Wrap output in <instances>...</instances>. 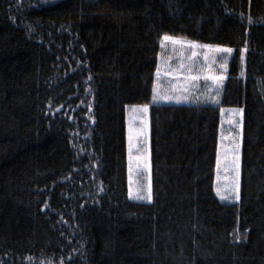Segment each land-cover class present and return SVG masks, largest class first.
Returning a JSON list of instances; mask_svg holds the SVG:
<instances>
[{"label": "trees", "instance_id": "1", "mask_svg": "<svg viewBox=\"0 0 264 264\" xmlns=\"http://www.w3.org/2000/svg\"><path fill=\"white\" fill-rule=\"evenodd\" d=\"M166 35L232 49L211 99L153 100ZM131 104L148 202L129 196ZM222 106L243 113L233 202ZM0 264H264V0H0Z\"/></svg>", "mask_w": 264, "mask_h": 264}, {"label": "rangeland", "instance_id": "2", "mask_svg": "<svg viewBox=\"0 0 264 264\" xmlns=\"http://www.w3.org/2000/svg\"><path fill=\"white\" fill-rule=\"evenodd\" d=\"M57 0H44V2H54ZM181 38H175V40H169L166 42V47L164 51V60L160 62L158 73V79L162 75L177 76L178 83L183 89H178L171 86V88L178 90V95H183L187 92V85L194 74L198 77L200 82L201 71L189 72L185 69L178 68V70L173 71V69H167L168 65L174 63V67L180 66L175 61L168 62L166 57L171 54H205L210 58L206 66L209 67L208 71L211 76L222 77V73L213 71L212 67L218 68L220 71L222 67L225 66L226 56L225 52L220 50V45L216 44H199L196 42H183ZM199 44L202 46H197ZM203 45H209L211 47L205 48ZM219 46V48H217ZM223 56V57H222ZM181 64V63H180ZM184 64V63H183ZM189 65H194V62H190ZM170 66V65H169ZM171 67V66H170ZM182 69V71H181ZM208 73V74H209ZM206 74V73H203ZM224 74V73H223ZM210 77V75H209ZM208 77V78H209ZM206 77H204L205 79ZM223 79V77H222ZM222 79L213 81L211 77L209 78V83L206 81V86L208 89H219L222 84ZM162 81H159V85H156V93L158 95H164L160 86H162ZM175 84V83H174ZM176 85V84H175ZM201 85V84H200ZM211 86V87H209ZM165 91H170L172 89H164ZM174 90V91H176ZM163 102H173L172 100L157 99L156 101ZM144 105H128L127 106V129H128V167H129V196L137 201L148 202L152 200V178H151V133H150V121H149V105L147 111L143 109ZM241 108L237 106H222V119H221V131H220V142H219V159L217 163V174L215 182V190L220 198L226 202L237 201L238 191L235 189V177L236 168L234 167V160L236 159V145H239V177H240V161H241V143H242V127H243V113ZM140 157L141 159H137ZM227 169V170H225ZM240 186V183H239ZM219 189V191H217ZM149 193L151 199H148Z\"/></svg>", "mask_w": 264, "mask_h": 264}, {"label": "crops", "instance_id": "3", "mask_svg": "<svg viewBox=\"0 0 264 264\" xmlns=\"http://www.w3.org/2000/svg\"><path fill=\"white\" fill-rule=\"evenodd\" d=\"M195 45L202 46V45H199V44H195ZM221 49L224 50L225 47L220 48V50ZM223 52H225V54H227V56H226L227 58L225 60L226 64L223 67V70L221 71L222 77L224 79L226 77L225 73H226V69H227L226 68L227 67V63L230 60V57L232 55V49H231L230 52H228V51H223ZM166 59L168 60V62L175 61L176 63H178L180 65L178 67H174V66L170 67L168 65L167 69H173V71L178 70V68H182L183 69L185 66H189V69L192 70L194 73H196L195 71H201V69H203V71H201L202 75L200 76V78H201L200 82L198 81V79H193V77H195V76L192 73L193 76L191 77L188 85L186 86L187 87V92L185 93V95H187V96L191 95L193 97H196V95H199V96H202V97H204V96L208 97V95L210 94L209 89L206 86V81L209 83V78H210L209 74H208L209 73V71H208L209 67L206 66V63L209 62V60H210V58L208 56H206L205 54H195V55H193V54H184V55H179L177 53H175V54H171L170 53L166 57ZM190 62H194V65L190 66L189 65ZM182 69H181V71H182ZM203 73H206V74H203ZM160 75L162 77L160 79H158L157 85H159V81L164 82V83H162V86H160V89H159V90H162V92L164 94L170 95L173 92V90H176V89H173L174 87H177L178 89H183V87H180L179 85H177V83H178L177 81H178L179 78L176 75L174 77L173 76H168L169 72H168L167 75H162L161 73H160ZM204 77H206V78L204 79ZM172 85H174L173 88H171ZM164 89H172V90L165 91Z\"/></svg>", "mask_w": 264, "mask_h": 264}, {"label": "snow or ice", "instance_id": "4", "mask_svg": "<svg viewBox=\"0 0 264 264\" xmlns=\"http://www.w3.org/2000/svg\"><path fill=\"white\" fill-rule=\"evenodd\" d=\"M165 39L166 40H175L174 37H170V36H167V35L165 36ZM203 47L209 48L211 46H209V45H203ZM217 48H219V46H217ZM224 51L230 52L231 49L230 48L229 49H224ZM195 54L196 53L193 52V55H195ZM201 71H203V69H201ZM159 72H160V69L157 68V73H159ZM169 75H171V72H169ZM209 75H210V77H211V79L213 81L222 79V77L211 76L210 73H209ZM193 79H198V77H193ZM209 87H211V86H209ZM207 98L208 99H211V95L209 94ZM157 99H163V100L185 99V100H187L188 99V96H186V95L185 96H177V95H167V94H164V95H161V96L154 95L153 96V100H157ZM147 108H148V105H144L143 106V109H144L145 112L147 111ZM236 111H241L242 112V110H236ZM137 159L139 160L141 158L140 157H137ZM233 163H234V167L236 168V177H235L236 183H235V189L238 191V188H239V145L238 144L236 145V159L234 160ZM225 170H227V169H225ZM217 191H219V189H217ZM236 198L238 199L239 196L237 195ZM148 199H151L150 193H149Z\"/></svg>", "mask_w": 264, "mask_h": 264}]
</instances>
